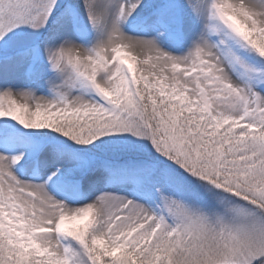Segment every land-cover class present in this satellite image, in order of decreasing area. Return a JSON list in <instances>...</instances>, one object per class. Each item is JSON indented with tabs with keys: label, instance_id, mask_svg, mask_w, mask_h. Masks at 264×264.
Returning <instances> with one entry per match:
<instances>
[{
	"label": "snow or ice",
	"instance_id": "6c2138e0",
	"mask_svg": "<svg viewBox=\"0 0 264 264\" xmlns=\"http://www.w3.org/2000/svg\"><path fill=\"white\" fill-rule=\"evenodd\" d=\"M0 264H264V0H0Z\"/></svg>",
	"mask_w": 264,
	"mask_h": 264
}]
</instances>
